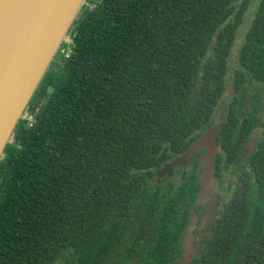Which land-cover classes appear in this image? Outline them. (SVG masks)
I'll use <instances>...</instances> for the list:
<instances>
[{
	"label": "trees",
	"instance_id": "1",
	"mask_svg": "<svg viewBox=\"0 0 264 264\" xmlns=\"http://www.w3.org/2000/svg\"><path fill=\"white\" fill-rule=\"evenodd\" d=\"M68 39L0 159V264L179 261L200 167L161 182L156 170L219 109L217 185L252 122L263 125L248 174L225 199L215 190L191 264H264V112L244 104L246 90L264 99V0H87Z\"/></svg>",
	"mask_w": 264,
	"mask_h": 264
},
{
	"label": "water",
	"instance_id": "2",
	"mask_svg": "<svg viewBox=\"0 0 264 264\" xmlns=\"http://www.w3.org/2000/svg\"><path fill=\"white\" fill-rule=\"evenodd\" d=\"M85 5L87 0H0V159L18 122L30 119L28 105L58 52H65L63 44L70 43L69 32ZM232 90L228 86L230 94ZM224 122L221 109L214 124L183 154L163 166L166 171L185 167L197 152L204 150L195 160L200 167L195 205L207 204L202 218L206 231L215 220L211 211L216 208L213 170L218 152L216 140ZM189 223L181 241V259L174 264H191L197 254L192 233L196 216H191Z\"/></svg>",
	"mask_w": 264,
	"mask_h": 264
},
{
	"label": "flooded vegetation",
	"instance_id": "3",
	"mask_svg": "<svg viewBox=\"0 0 264 264\" xmlns=\"http://www.w3.org/2000/svg\"><path fill=\"white\" fill-rule=\"evenodd\" d=\"M229 76H230V73H229ZM228 86H231V85L227 81L226 82V91H227L226 93L228 95H234L235 96L236 92H235L234 87L232 90V94H230V92L228 91ZM254 91H256V89L245 91L244 104H247L248 107H251L252 104L256 100L259 104V107H260L259 112H261V111L264 112V99L262 97V94L258 93L256 99H254L253 98ZM219 111H220V109L218 110V112ZM217 113L214 116L212 124H214V122H215V117H216ZM211 125H209V126H211ZM262 125H263V122L261 120L253 121L252 127L250 128V130L248 132L249 134L246 138V141L240 147H238L237 152L234 156V159L232 160V164L229 163L227 166L224 164V165L220 166L219 169L215 172L216 176L218 177V180H221V181L223 180V186L217 185V183L215 185V190L221 199H225L227 196H229L232 189L237 187V184L239 182H241V180L243 179V176L248 174L247 161H248V158L254 152L255 147L259 141L258 135L260 133ZM207 128H205L203 130V132ZM216 145H217V140H216ZM217 151H218V153L221 152L222 151L221 147H217ZM201 152L204 154V150ZM203 154L198 155V153H197L196 155H194L186 166L189 167L190 164L193 161H195V159L202 156ZM170 162H167V163H170ZM167 163H165V164H167ZM240 163L242 164V167L239 169L236 166H239ZM194 165L195 164L191 165V167L189 169H191L192 166H194ZM163 166H164V164H163ZM163 166L156 170V174H157L156 176H157L159 182L166 179L168 175H172L170 178L174 177L175 175L184 176L187 173L186 170L187 171L189 170L188 167L185 166V167H175V168H173L172 171H170V170L166 171V170H163ZM231 183H232V185H231ZM206 205L207 204L205 203L203 206H200L198 208L199 215L196 216V223L193 226L194 240H195V238L200 236V233H202L204 231V229L202 227V218L204 217Z\"/></svg>",
	"mask_w": 264,
	"mask_h": 264
},
{
	"label": "rangeland",
	"instance_id": "4",
	"mask_svg": "<svg viewBox=\"0 0 264 264\" xmlns=\"http://www.w3.org/2000/svg\"><path fill=\"white\" fill-rule=\"evenodd\" d=\"M251 11H252V8H250L249 11L245 14L243 23L238 30V33H237V36H236V39H235V42H234V45L232 47L231 54H230V60H229L230 69L234 68L237 65L238 50L240 49L243 43L244 36L252 20ZM67 42H69V40Z\"/></svg>",
	"mask_w": 264,
	"mask_h": 264
},
{
	"label": "built area",
	"instance_id": "5",
	"mask_svg": "<svg viewBox=\"0 0 264 264\" xmlns=\"http://www.w3.org/2000/svg\"><path fill=\"white\" fill-rule=\"evenodd\" d=\"M29 117H30V119L28 120V123H29V125H30V123L33 122V116L28 115V118H29Z\"/></svg>",
	"mask_w": 264,
	"mask_h": 264
}]
</instances>
